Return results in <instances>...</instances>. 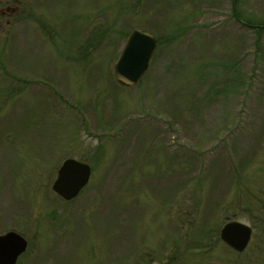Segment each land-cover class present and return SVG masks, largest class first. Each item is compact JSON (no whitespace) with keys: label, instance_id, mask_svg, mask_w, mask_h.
Returning a JSON list of instances; mask_svg holds the SVG:
<instances>
[{"label":"rangeland","instance_id":"1","mask_svg":"<svg viewBox=\"0 0 264 264\" xmlns=\"http://www.w3.org/2000/svg\"><path fill=\"white\" fill-rule=\"evenodd\" d=\"M232 1L0 0V235L28 241L17 264H264V28L245 26L264 0ZM134 29L158 44L121 87ZM65 159L92 171L68 202L51 192ZM231 221L252 230L243 252L219 239Z\"/></svg>","mask_w":264,"mask_h":264},{"label":"water","instance_id":"2","mask_svg":"<svg viewBox=\"0 0 264 264\" xmlns=\"http://www.w3.org/2000/svg\"><path fill=\"white\" fill-rule=\"evenodd\" d=\"M157 39L150 33L133 30L113 66L116 82L122 87L136 85L149 68ZM91 169L85 163L64 160L56 171L51 191L63 201L75 199L87 185ZM251 229L244 223L231 221L219 231V239L235 252H243L249 244ZM26 239L15 232L0 235V264H16L27 250Z\"/></svg>","mask_w":264,"mask_h":264},{"label":"trees","instance_id":"3","mask_svg":"<svg viewBox=\"0 0 264 264\" xmlns=\"http://www.w3.org/2000/svg\"><path fill=\"white\" fill-rule=\"evenodd\" d=\"M234 3L235 5V0L232 1V4ZM234 9V8H233ZM233 17L236 21L240 22L242 24V22L239 20V18L236 16L235 12L233 14ZM245 25V24H244ZM246 27H249L250 29H252L254 31V33L257 35V36H261V30L264 28V25L263 26H250V25H245ZM26 255V254H25ZM24 255V256H25Z\"/></svg>","mask_w":264,"mask_h":264}]
</instances>
